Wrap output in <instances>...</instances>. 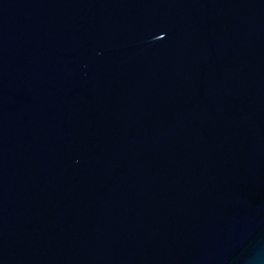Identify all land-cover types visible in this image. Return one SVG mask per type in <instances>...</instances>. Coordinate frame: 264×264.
Here are the masks:
<instances>
[{
    "label": "water",
    "instance_id": "water-1",
    "mask_svg": "<svg viewBox=\"0 0 264 264\" xmlns=\"http://www.w3.org/2000/svg\"><path fill=\"white\" fill-rule=\"evenodd\" d=\"M0 264H264V0H0Z\"/></svg>",
    "mask_w": 264,
    "mask_h": 264
}]
</instances>
